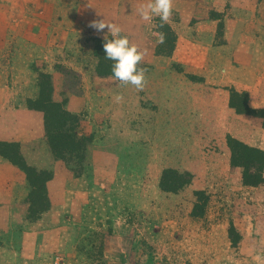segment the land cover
<instances>
[{"label":"rangeland","instance_id":"374dc122","mask_svg":"<svg viewBox=\"0 0 264 264\" xmlns=\"http://www.w3.org/2000/svg\"><path fill=\"white\" fill-rule=\"evenodd\" d=\"M44 1L49 9L48 0ZM89 1L81 0L79 30L65 31L55 39L47 58L43 52L33 53L25 40L11 44L0 38V80H8L13 88V104L25 107L39 93L47 97L50 83L59 77V95L54 99L67 109L71 92L84 97L73 128L76 139L91 140L88 167L70 172L62 161H55L49 170L54 174L47 211L43 212L47 207L39 199L31 204L24 200L14 209L5 202L11 187L9 174L0 182V264H264V183L243 185L242 169L231 166L227 145L228 135L253 144L262 120L235 115L227 136L205 120L184 127L182 119L165 125L166 119L159 118L153 126L152 112L142 114L141 108L148 110L150 105L141 104V91L97 75L95 41L103 39L108 29L97 32L88 24L103 19L115 23L109 17L115 0ZM250 1V9L258 15L261 0ZM25 5L23 10L20 0H12L9 8V0H0V19L4 18L0 31L22 28L9 23L8 14L21 16L34 9L29 0ZM116 8L119 16H125L132 6ZM156 19L145 22L143 29L137 23L116 24L130 45H136L140 37L158 40L153 35L158 32ZM170 20H175L173 13ZM217 65L209 63L208 78L222 77L213 69ZM144 66L146 76L151 71ZM36 69L43 74L51 71L52 81L36 82ZM62 69L64 78L59 74ZM168 69L152 71L151 77L164 81L171 79L174 70L180 71L178 66ZM94 78L105 80L94 85ZM208 88L211 93L210 89L222 86L214 83ZM117 94L123 96L119 103ZM258 140L264 149V137ZM45 143L52 152L46 138ZM69 159L71 166L75 161ZM167 168L189 173L191 182L174 193L162 191L160 176ZM31 180L40 183L35 176ZM27 191L28 197L29 183Z\"/></svg>","mask_w":264,"mask_h":264},{"label":"crops","instance_id":"0c3cea01","mask_svg":"<svg viewBox=\"0 0 264 264\" xmlns=\"http://www.w3.org/2000/svg\"><path fill=\"white\" fill-rule=\"evenodd\" d=\"M20 2L22 9H26L28 0ZM29 2L34 7L31 12L26 14L24 11L21 16L8 14L11 17L8 22L22 24V28H5L0 31V38L9 39L11 44L25 40L33 53L43 52L44 58H47V52L50 53L56 45L55 39H61L65 31L74 34L73 32L79 30L81 0H48L51 10L54 8L52 12L50 8H45L48 3L44 0ZM144 2L145 0H115V10L110 11L109 17H113L115 23L119 24H141L143 29L146 21L141 19L135 7ZM251 2L173 0L172 13L175 20H170L167 24L175 33L176 41L170 57L155 54L158 40L150 42L146 40L147 37L144 40L139 38L141 41L136 46L144 54L141 62L150 67L151 72L159 68H169L172 71L173 66L180 68V71H173L171 79L164 81L151 77V72L145 76L141 104H149L150 107L148 110L145 106L141 109L142 114L152 112L153 126L159 122V118L166 119L165 125H169L172 120L177 124L182 119L180 124L184 127L195 126L205 120L213 123L218 127L216 129L219 133L227 136L231 131V118L235 116V112L229 107L231 90L245 93L250 109L264 110V0L259 3L258 15L250 9ZM10 3L12 0H9V8ZM123 4L132 6V9H128L125 16H119L116 7ZM132 10L136 13L135 19L133 13L131 14ZM116 16H119L118 21ZM3 20L2 17L0 21ZM212 61L219 63L213 69L220 71L222 77H207L209 63ZM51 73L50 71L48 74ZM104 80L94 78L93 82L97 85ZM8 82L0 80V143L16 144L28 167L53 170L55 160L45 143L43 113L15 106V93ZM214 83L222 88L210 89L209 93L208 85ZM59 88L60 79L54 77V98L58 97ZM84 101V97L72 95L67 100V110L73 115L77 114ZM254 136V143L250 146L264 150L258 144V138L264 137L262 127L255 129ZM8 174L11 187L5 202L15 209L27 198V178L23 172L0 157V182Z\"/></svg>","mask_w":264,"mask_h":264},{"label":"trees","instance_id":"16d2710c","mask_svg":"<svg viewBox=\"0 0 264 264\" xmlns=\"http://www.w3.org/2000/svg\"><path fill=\"white\" fill-rule=\"evenodd\" d=\"M155 21L157 22L158 32H163L165 34L164 43H160L157 46L155 54L157 56L170 57L176 41L175 33L168 24H164L163 27H160L161 20L159 17ZM220 30L221 26L219 27V31ZM121 36L123 37L124 35L121 34ZM108 39L111 40L113 37H108ZM103 43V39H96L94 54L98 61L97 75L101 78H107L113 76L112 66L115 62L105 58L106 53L103 49ZM140 68L145 69V66L141 61L137 65V69L139 70ZM35 73L37 75L36 82H40L41 78L48 79L49 82L52 81L50 74L40 73L37 69L35 70ZM59 74L64 78L66 71L62 69V72ZM62 83L63 81H61V84ZM49 86L50 90L47 97H43L41 93H39L36 99L26 101L27 106L24 108L43 113L45 138L47 139V142H49L48 144L52 151L50 153L56 162L62 161L70 172L82 169L85 166L88 167L90 165L88 162V146L91 140L88 138L76 139L73 128L74 115L64 108V102H58L54 99L52 83H50ZM71 94L77 96V93L74 91L71 92ZM229 107L233 109L236 116H252L259 118L262 120V129L264 130V110L250 109L247 106V95L245 93H237L234 90H231ZM51 140H55L59 142V144H53L51 143ZM227 145L230 150L231 166L242 169L243 185L246 187H257L264 183V151L249 146L236 138L231 137V135L227 136ZM0 157L5 159L13 167L25 173L27 182L31 186V193L25 199L24 203L31 204L32 199H39L42 200L47 207L44 208L43 212L49 210L51 199L48 190L50 189V183L53 180V171L37 170L25 165L16 144L0 143ZM70 157L75 161L71 166L67 164ZM32 173H34V175ZM32 176H35L40 180L38 185L32 183ZM160 177L159 186L164 192H177L191 182V175H189V173L184 172L181 174L178 171L169 168L164 169ZM34 193H37V196H33Z\"/></svg>","mask_w":264,"mask_h":264},{"label":"clouds","instance_id":"9594fccd","mask_svg":"<svg viewBox=\"0 0 264 264\" xmlns=\"http://www.w3.org/2000/svg\"><path fill=\"white\" fill-rule=\"evenodd\" d=\"M173 0H145L138 8L137 12L141 19L151 22L153 17H159L161 20L160 27L170 22L172 15ZM88 27L97 32H103L108 29L113 39L109 40L108 34L103 37V49L106 53L105 58L115 63L112 66L113 76L111 78L119 80L121 85H133L138 91L143 90L146 80V69H137L138 63L143 59V53L138 50L135 44H131L126 36H121L122 28L112 22L103 20H92ZM154 36L158 37V43H164L165 34L163 32H154ZM117 103L123 100V96L117 94L115 96ZM259 259V257H257ZM238 264V262H237Z\"/></svg>","mask_w":264,"mask_h":264}]
</instances>
